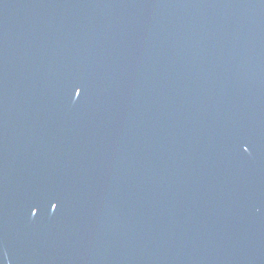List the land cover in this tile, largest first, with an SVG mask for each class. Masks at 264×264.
I'll list each match as a JSON object with an SVG mask.
<instances>
[{
	"label": "water",
	"instance_id": "water-1",
	"mask_svg": "<svg viewBox=\"0 0 264 264\" xmlns=\"http://www.w3.org/2000/svg\"><path fill=\"white\" fill-rule=\"evenodd\" d=\"M0 264H264V0H0Z\"/></svg>",
	"mask_w": 264,
	"mask_h": 264
},
{
	"label": "snow or ice",
	"instance_id": "snow-or-ice-1",
	"mask_svg": "<svg viewBox=\"0 0 264 264\" xmlns=\"http://www.w3.org/2000/svg\"><path fill=\"white\" fill-rule=\"evenodd\" d=\"M70 88H75L76 95H79V94H80V92L77 90V85H75V84H70ZM52 207H53V208H56V207H57V204H56V203H53V204H52Z\"/></svg>",
	"mask_w": 264,
	"mask_h": 264
}]
</instances>
